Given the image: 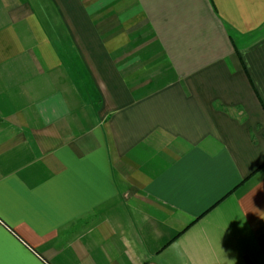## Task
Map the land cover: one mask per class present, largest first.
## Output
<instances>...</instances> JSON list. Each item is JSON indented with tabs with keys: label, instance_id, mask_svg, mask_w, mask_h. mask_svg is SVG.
<instances>
[{
	"label": "crops",
	"instance_id": "obj_1",
	"mask_svg": "<svg viewBox=\"0 0 264 264\" xmlns=\"http://www.w3.org/2000/svg\"><path fill=\"white\" fill-rule=\"evenodd\" d=\"M0 264H264V0H0Z\"/></svg>",
	"mask_w": 264,
	"mask_h": 264
}]
</instances>
